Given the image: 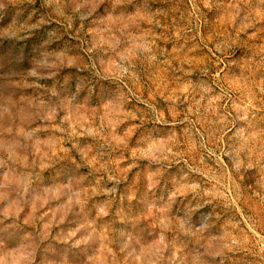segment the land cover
<instances>
[{"label":"rangeland","instance_id":"obj_1","mask_svg":"<svg viewBox=\"0 0 264 264\" xmlns=\"http://www.w3.org/2000/svg\"><path fill=\"white\" fill-rule=\"evenodd\" d=\"M0 264H264V0H0Z\"/></svg>","mask_w":264,"mask_h":264}]
</instances>
